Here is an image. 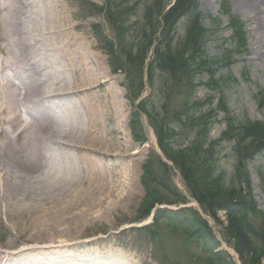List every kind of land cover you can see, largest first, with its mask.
<instances>
[{
    "label": "rangeland",
    "instance_id": "obj_1",
    "mask_svg": "<svg viewBox=\"0 0 264 264\" xmlns=\"http://www.w3.org/2000/svg\"><path fill=\"white\" fill-rule=\"evenodd\" d=\"M18 1L0 0V32L6 25L10 31L3 33L5 41L1 42V45H4L5 55L8 54L13 61H16L19 56L15 53V45L10 46L7 39L9 41L13 38L14 25H19L12 14L18 7ZM52 1L62 4L68 17L74 16L67 23L70 27H77V29H71L72 35L79 37L80 42L83 43L80 50L81 61L85 57L81 52L91 56L92 64H89V70L93 72V75L87 76L97 78V84L90 92L96 93L100 102L107 99L113 113V119L109 125L112 130L111 140H106L97 133V140L102 145L101 148L93 150L99 151L100 154H97L99 157L92 155L90 159L100 163L101 154L104 156L113 154L116 146L120 148L118 147L115 153H127V157L125 163L119 158L120 156L117 158L105 156L112 163H120L122 169L109 176L108 184L113 191L112 196L108 195L112 203L108 204L107 198L105 203L101 201L104 197H100L98 191L94 196L96 199L91 196V200L86 199L87 205L83 201L80 210H72L68 213L69 216H79L78 219L61 221L59 225L50 222V225L46 218L45 232L36 233V237L40 234L42 236L40 245L48 247L50 244H56L59 238L76 239L77 242L102 239L113 244L118 256L126 255L132 264H217L210 254V249L194 234L197 224L193 220L194 214H197L210 228L205 230L210 237L206 241L210 242L212 238H215L216 241L214 240L212 246L217 244L216 251L222 252V256L230 263L237 262V255L232 247L233 241L226 237L225 228L228 226V221L225 214L218 212L213 218L192 198L179 171L165 159L159 149L154 129L156 122L154 123L145 114H140L142 125L140 135L145 139L144 142H138L132 138L129 125L132 119L131 114L139 112L138 105L145 99L144 108L149 115L151 113L153 118L159 121L158 123L163 119L166 121L167 129L172 134L170 148L182 149L195 141L202 142L205 147L213 144L210 154L212 159L209 162L216 176L221 177L227 186H236V167L243 157L238 154L242 153L251 142V139L246 140V136L253 134L247 127L255 125L253 127L264 128V64L261 61L264 57V35L260 31L261 17L248 10H239L237 6H233L231 0H196L195 10L182 16L165 35L163 16L174 0L157 1L161 3L157 8L154 0H25L26 14L16 13V15L23 25L29 24L32 35L39 39H42L39 33L41 26L48 25V16H46L48 13L44 11L50 9ZM233 19L241 23L233 22ZM21 27L20 25V28L16 30L25 32ZM189 29H192L194 38L201 45L202 55L195 58L197 62L202 61V65L199 71L194 72L191 81L177 84L176 82L182 81V77L173 78V73L169 70L158 68L154 63L155 56L151 49L144 63V77L140 83L141 65L136 66L126 61L127 56L124 55L122 48L137 54L140 49L146 50L149 43L159 40L163 44L167 43L164 40L165 37L169 38L168 42L172 47H177L180 43H184ZM237 29H240L242 36L237 35ZM196 32L200 37L196 35ZM237 36H244L246 42L244 46L243 40L239 41ZM109 43L116 54L112 59L107 47ZM239 43H242L241 47ZM47 49L39 53L45 57L42 59L44 64L56 61L55 53ZM30 54L35 58L34 60H41L37 57V52ZM77 61H80L79 56ZM152 62L150 76L148 65ZM16 66H19L18 63ZM58 69L60 71L58 76L54 77L55 80L62 78L65 82L73 78V71L70 68ZM78 70H80L79 67ZM9 71L13 74L12 70ZM61 72H69L70 75H61ZM21 84L24 91L28 93L29 75ZM114 90L120 93L119 106L110 94V91ZM139 90H142L141 98L135 103L129 101L127 95L134 96ZM198 102H202L203 107L197 113V110L193 109V104ZM32 104L34 102H28L27 106L33 108ZM56 107L59 108L60 104ZM186 108L191 111L188 112ZM56 110L55 114H60L63 107ZM208 113V120L211 123L196 139L198 129L194 124V117ZM174 115L180 117L176 118ZM19 126L18 122L10 125L8 130L10 137H14L16 132L14 129ZM21 139L22 137L19 138L20 143L26 147ZM160 158L166 164V168H160ZM148 162L149 166L157 172V178L166 182V190L169 192L162 190L160 193L162 197L166 201L175 202L177 199L174 195L178 193L186 200L182 204L157 205L146 219L144 216L150 201L144 204V200L147 192L154 190L150 186L149 179L144 177L142 170L143 165ZM55 163L56 161L50 164L49 168ZM247 171L251 178L256 209L246 211L245 215L251 226L252 235L249 237L255 242V246H259L258 236L264 234V151L248 161ZM47 175L51 178L57 176L53 173H47ZM44 186L46 187L44 184L39 185L40 195L42 194L41 198L44 201L36 197L31 205L41 207V204L46 203L45 200L51 201L56 196L46 187L47 191ZM120 195L122 199L117 197ZM90 201H101V205L91 206ZM25 207L22 205L23 210L27 211ZM34 210L38 215L37 208ZM102 214L106 217L99 219ZM33 219L23 216L20 220H24L25 223L30 221L32 224ZM78 221L81 222L77 223ZM13 222L11 215L7 220H0V250H6V246H11L10 249L16 248L14 244H11L14 237L11 231ZM147 222L151 223L147 227L142 226ZM22 237L27 243L36 242L28 240V238H34L35 233H27ZM87 248L86 251L85 249L82 251L90 252V247ZM102 248L104 246L100 244L98 249L102 251ZM92 257L90 255L87 258Z\"/></svg>",
    "mask_w": 264,
    "mask_h": 264
},
{
    "label": "bare ground",
    "instance_id": "obj_2",
    "mask_svg": "<svg viewBox=\"0 0 264 264\" xmlns=\"http://www.w3.org/2000/svg\"><path fill=\"white\" fill-rule=\"evenodd\" d=\"M231 2L241 11L248 10L260 16V31L264 35V0H231ZM17 3L18 7L12 14L19 25H14L13 38L7 41L10 46L15 45V53L19 56L16 59L20 63L16 60L19 66L14 69L8 64L7 54L3 63L4 83L0 80V220H7L10 215L14 220L11 230L14 237L11 244L16 248L10 249L11 246H6L5 251L0 250V264H132L126 255L119 257L117 250H114L115 246L107 240L87 239L77 242L76 239L59 238L56 244H50L48 246L50 248H46L45 245H40L41 234L36 237V233L45 232L46 218L47 223L54 222L58 225L61 221L78 219L79 216H69L68 213L72 210H80L83 201L87 205L86 199L91 200V196L94 198L98 191L100 197H104L101 201L104 202L107 198V203H112L109 197L112 196L113 188L108 184L109 176L122 169L120 163H112L107 158L120 156L119 158L125 162L127 153H115L117 148H120L116 146L113 154H105L107 158L101 154L100 163L90 159L92 155L100 154L99 151L93 150L101 148L102 145L97 140V133L106 140H111L112 130L109 125L113 113L107 99L100 102L96 93L90 92L97 84V78L87 76L93 75L89 70V64H92L91 56L81 52L85 55L84 60L81 61L80 50L83 43L80 42L79 37L72 35L71 29L77 27H70L67 23L74 16L68 17L63 5L52 1L50 9L44 11L48 13L46 15L48 25L41 26L39 33L42 39H39L32 35L29 24L23 25L16 15V13L26 14L25 0H19ZM20 25L25 32L16 30ZM6 32H10L7 25L0 32V35L2 33L0 51H3L1 42L5 41L3 33ZM46 49L55 53V62L43 63L44 56L39 53ZM34 52L38 53L37 57L41 60H34L35 58L30 54ZM77 56L80 57L79 62ZM261 61L264 64V57ZM80 62L82 64H79ZM54 66L61 67L62 70L70 68L73 71V78L65 82L62 78L55 80L54 77L58 76L60 70ZM8 70H13L14 78L8 75ZM0 74L2 75L1 72ZM63 74L70 75L69 72H61V75ZM28 75L30 87L27 93L21 82ZM14 79L19 82H14ZM27 85L28 83L24 86ZM110 92L119 106L120 93L116 90ZM28 102H34L33 108L27 106ZM45 104L49 107H45ZM58 104H60L59 108L56 107ZM62 107L64 112L60 115L55 114L56 108L59 110ZM23 112L27 118L22 117ZM16 122L20 126L14 129V132L16 131L14 137H10L9 127ZM20 137L26 147L20 143ZM54 161L56 163L49 168ZM47 173L57 176L51 178ZM42 184L56 196L53 194L54 198L51 201L45 200L46 203L41 204V207L38 205L35 207L34 204L31 205L34 198L44 201L39 188ZM46 187L44 186L45 189ZM120 196L117 197L122 199ZM101 201H90V203L91 206H100ZM22 205L26 206L27 211L23 210ZM35 208L38 215L35 214ZM23 216L34 218V221L32 224L30 221L25 223L24 220H20ZM103 217L106 215H100L99 219ZM28 223L30 224L27 225ZM27 233H35V237L28 240L36 242L27 243L22 237ZM100 244L104 246L102 251L98 249ZM19 245L23 248L18 247ZM85 246L90 247V252L82 251V249L86 251ZM90 255L93 257L87 258Z\"/></svg>",
    "mask_w": 264,
    "mask_h": 264
},
{
    "label": "trees",
    "instance_id": "obj_3",
    "mask_svg": "<svg viewBox=\"0 0 264 264\" xmlns=\"http://www.w3.org/2000/svg\"><path fill=\"white\" fill-rule=\"evenodd\" d=\"M161 0H154L156 8ZM196 0H176L174 5L171 6L163 16L164 28H166L164 34L167 31L170 32L173 26H175L182 16L186 15L188 12L195 10ZM157 2V3H156ZM164 9V6H163ZM163 12V10H162ZM110 14H112L110 12ZM233 22L241 23L236 19ZM243 30V28H241ZM196 35L200 37L199 33ZM237 35H241L240 29H237ZM242 36V35H241ZM238 40H243V46L245 45L244 36L238 37ZM168 37L164 40L167 43L163 44L161 40L149 43L146 50H139L137 54H133L126 48H122L124 55H126V61L130 64L140 66L139 70V80L140 83L143 81L145 61L151 49H153L154 63L158 68L163 70L167 69L169 72L173 73V78L182 77L181 82H176L177 84L184 82H190L193 77L194 72L199 71L202 65V61L197 62L196 57H201V45L198 40L194 38L192 29H189L184 40V43H180L177 47H172L168 42ZM145 42V40H144ZM242 43H239V47ZM112 54L116 56L115 52ZM238 49V48H237ZM237 51V50H236ZM116 59V58H115ZM204 62V61H203ZM151 65H148V74L151 76ZM129 89L128 87H126ZM131 91V90H128ZM142 90H139L134 96L129 95V101L135 103L141 98ZM146 100L143 99L139 103V112L132 113V119L130 121V129L135 141L144 142L145 139L141 134V115L145 114L148 118L152 119L156 125L154 126L157 142L159 149L161 150L165 159L172 163V165L181 174L184 183L192 196L203 210L213 218L216 217L218 212H223L228 221V226L226 229V237L233 241V246L227 242L228 245L232 246L235 252L238 254L241 264H262L264 262V234L258 236L259 246H255L249 235H252L251 226L247 221L246 211H255L256 205L253 200L252 195V185L250 174L247 171L248 161L255 158V156L264 151V128L253 127L248 125L247 129L251 130L253 134L246 136V140L251 142L244 148L242 153L238 155L243 156L236 167V186L229 187L222 181V178L216 176L213 166L210 165L209 160L212 159L213 144L204 146L200 141H195L189 146L183 147L182 149L173 150L170 148L171 132L167 129L166 121L163 119L162 122L153 118V115L148 113L144 108ZM202 102L194 103L193 109L197 110V113L202 110ZM187 111H191L186 108ZM209 113H211L209 111ZM208 114L198 115L195 118V126L197 127V136H200L201 131L206 130L209 127L210 121L208 120ZM178 118L180 116L174 115ZM160 168H166V164L159 159ZM144 177L149 179L150 186L154 188L152 191H148L146 195L145 202H149L146 209L147 213L144 217H148L152 209L157 204H182L185 203V198H183L178 193L174 195L177 199L175 202L166 201L165 198L160 194L162 190L167 191L166 182L157 178V172L152 166H149V162L143 166ZM165 187V188H162ZM179 196V197H178ZM179 198V199H178ZM194 222H196V230H194L195 236L201 239L205 246L210 249V254L217 264H236L235 262L230 263L223 256L222 252L216 251L217 244L212 246L215 238H212L210 242H207L209 235L205 233V230L210 229L207 224L197 215L194 214ZM187 229H191L187 227ZM262 235V237H261ZM210 238V237H209ZM216 241V240H215Z\"/></svg>",
    "mask_w": 264,
    "mask_h": 264
}]
</instances>
